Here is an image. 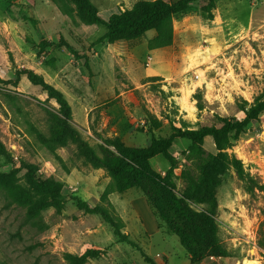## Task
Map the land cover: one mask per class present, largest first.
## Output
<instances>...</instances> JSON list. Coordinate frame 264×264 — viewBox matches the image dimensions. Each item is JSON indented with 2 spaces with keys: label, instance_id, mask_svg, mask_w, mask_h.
Returning a JSON list of instances; mask_svg holds the SVG:
<instances>
[{
  "label": "rangeland",
  "instance_id": "374dc122",
  "mask_svg": "<svg viewBox=\"0 0 264 264\" xmlns=\"http://www.w3.org/2000/svg\"><path fill=\"white\" fill-rule=\"evenodd\" d=\"M92 1L108 16L138 0ZM213 12L209 20L194 4L174 18L172 45L133 55L97 41L105 27L84 22L72 0H0V142L5 147L0 172H13L16 184L36 202L41 198L29 185L26 165L36 168L38 178L64 184L61 212L50 206L34 213L29 200L0 190V264H70L67 254L79 255L90 245L105 252L85 264H189L179 237L141 188L111 193L110 204L101 200L111 181L108 171L89 164L72 140L54 142L59 106L26 76L15 81L16 72L25 69L51 80L70 103L72 122L95 148L114 136L146 147L153 136L170 135L173 123L198 128L220 126L222 118L242 119L243 106L264 89V0H218ZM154 34L148 31L141 42ZM60 41L77 55L67 45H49ZM189 145L179 138L170 148L180 162L173 176L176 192L184 187L180 173ZM205 149L216 153L211 137ZM228 152L264 186V112ZM151 166L162 177L170 168L161 154L154 155ZM158 194L181 221L166 192L159 189ZM74 196L120 216L121 231L131 242L118 241L113 227L101 215L80 210ZM217 209L222 242L231 252L223 263L264 264V249L258 245L264 188L248 191L230 169L218 189Z\"/></svg>",
  "mask_w": 264,
  "mask_h": 264
},
{
  "label": "trees",
  "instance_id": "16d2710c",
  "mask_svg": "<svg viewBox=\"0 0 264 264\" xmlns=\"http://www.w3.org/2000/svg\"><path fill=\"white\" fill-rule=\"evenodd\" d=\"M19 1L21 0H8L12 4ZM72 1L76 4L84 22L92 26L105 27V33L97 41L115 43L119 40H126L130 47H133L141 42L148 31L153 30L155 34L147 39V46L149 50H154L173 44V21L177 15L185 13L194 4H200L202 16L213 20L215 16L213 10L218 0H138L132 7L108 16L101 15L92 0ZM49 45L57 47L67 45L72 53L77 55V51L64 41ZM21 76H26L34 85L40 86L47 97L59 106L61 117L57 119L52 140L60 144L72 140L89 164L108 171L111 181L101 195L102 201L110 204L108 197L111 193L125 192L139 187L165 221L169 231L179 237L192 264L208 255L223 258L231 256V252L222 242L220 225L217 221L218 189L230 169H233L244 181L248 191H253L256 186L264 188L246 172L242 160L228 152L232 141L245 132L249 125L258 120L264 112V89L253 103L243 106L244 117L242 119L222 118L220 126L213 124L202 125L198 128L183 127L173 123L170 135L153 136L146 147L127 145L120 137L114 136L98 143V148H95L72 122L71 105L64 93L51 80L30 69H25L16 72L15 83L20 80ZM1 82L4 80L0 77ZM198 106L203 107L200 97H198ZM150 117L151 123L159 127L161 122L152 115ZM38 137L44 144L49 145L44 136L38 134ZM207 137L212 138L216 153L207 152L205 149ZM179 138L189 140L190 145L185 152L184 168L180 173L184 187L176 192L173 176H176L175 170L179 168L180 162L171 153L170 148ZM4 153L5 147L0 142V154ZM156 154L163 155L170 164L166 177H162L151 166V159ZM26 169L29 185L40 196V201L36 202L27 197L25 191L16 184L13 172H0V190H5L17 199L29 200L34 213L50 206L61 212L64 208V184L53 178H38L33 165H26ZM159 189L166 192L173 208L180 215L181 221L169 211L160 198ZM74 199L80 210L101 215L104 221L113 227L118 241L131 242L128 236L121 231L124 222L120 216L112 215L103 207L92 206L77 196H74ZM193 204L202 208L196 209L192 206ZM258 245L264 249V222L260 228ZM104 252V249L90 245L81 254H67L66 258L70 264H85L89 258L98 257Z\"/></svg>",
  "mask_w": 264,
  "mask_h": 264
},
{
  "label": "crops",
  "instance_id": "0c3cea01",
  "mask_svg": "<svg viewBox=\"0 0 264 264\" xmlns=\"http://www.w3.org/2000/svg\"><path fill=\"white\" fill-rule=\"evenodd\" d=\"M120 41H122V40H119V41H117V42H115V43H110L109 44V48L110 49H112V48H114V49H116V50H120V48H123V50H125V49H127L128 51H130L133 55H138L137 53H138V50H140L141 52H143L144 50H148L149 52L150 51H154V50H149L148 49V46H147V40L146 41H144V42H140L138 45H135V46H133V47H130V45L128 44V46L125 44L126 42H128V41H126V42H123V44H118ZM145 53V52H144ZM188 263L189 264H192L191 262H190V260L188 259ZM196 264V263H195ZM241 264V263H240Z\"/></svg>",
  "mask_w": 264,
  "mask_h": 264
},
{
  "label": "built area",
  "instance_id": "2783aa9c",
  "mask_svg": "<svg viewBox=\"0 0 264 264\" xmlns=\"http://www.w3.org/2000/svg\"><path fill=\"white\" fill-rule=\"evenodd\" d=\"M196 264H224L223 258L216 255H208L206 258L197 262Z\"/></svg>",
  "mask_w": 264,
  "mask_h": 264
}]
</instances>
